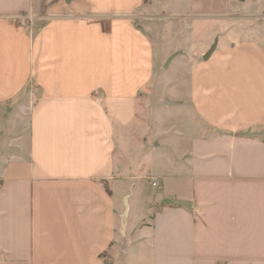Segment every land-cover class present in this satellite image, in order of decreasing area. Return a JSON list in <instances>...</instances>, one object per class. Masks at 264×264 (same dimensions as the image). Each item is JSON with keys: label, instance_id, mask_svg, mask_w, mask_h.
Here are the masks:
<instances>
[{"label": "crops", "instance_id": "obj_1", "mask_svg": "<svg viewBox=\"0 0 264 264\" xmlns=\"http://www.w3.org/2000/svg\"><path fill=\"white\" fill-rule=\"evenodd\" d=\"M233 3L149 7L215 17ZM144 6L0 0V264H264V38L220 45L210 30L188 94L165 99L188 96L185 124L140 145L158 69Z\"/></svg>", "mask_w": 264, "mask_h": 264}, {"label": "rangeland", "instance_id": "obj_2", "mask_svg": "<svg viewBox=\"0 0 264 264\" xmlns=\"http://www.w3.org/2000/svg\"><path fill=\"white\" fill-rule=\"evenodd\" d=\"M149 2L145 0V6L137 12V24L154 42L158 69L154 85L141 93L136 130L131 135L140 145L146 142L158 146L162 140L163 127L183 126L191 112L188 96L184 97L183 106L176 104L171 108H167V103L172 101L167 100L165 103V99H181L180 95L188 94V87L184 83L191 76L190 61H194V54L202 49L205 36L209 35L210 30L216 32L220 45L229 40L264 38V0H234L231 12L215 17H175L162 9H166L167 5L151 9ZM82 9L81 13L85 11ZM21 23L28 25L30 20L24 18ZM175 52L181 54L176 53L173 61L170 63L171 58L167 62L168 57ZM177 79L182 82L178 83ZM165 138H168L167 134Z\"/></svg>", "mask_w": 264, "mask_h": 264}]
</instances>
